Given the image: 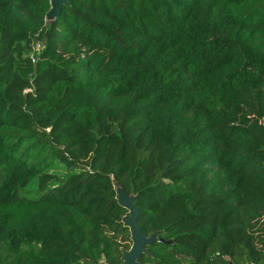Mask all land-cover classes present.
I'll list each match as a JSON object with an SVG mask.
<instances>
[{
  "label": "trees",
  "instance_id": "16d2710c",
  "mask_svg": "<svg viewBox=\"0 0 264 264\" xmlns=\"http://www.w3.org/2000/svg\"><path fill=\"white\" fill-rule=\"evenodd\" d=\"M0 0V264H264V0ZM39 42L41 47H39Z\"/></svg>",
  "mask_w": 264,
  "mask_h": 264
},
{
  "label": "water",
  "instance_id": "95a60500",
  "mask_svg": "<svg viewBox=\"0 0 264 264\" xmlns=\"http://www.w3.org/2000/svg\"><path fill=\"white\" fill-rule=\"evenodd\" d=\"M67 0H51V8L48 10L46 14L47 20H53L58 17L62 11L63 3H66ZM115 186L118 194L121 192L124 196L121 198L118 195V198L121 203L129 207L130 214L126 218L127 224L130 226L132 230V238L134 240V244L132 248L125 252V264H141L139 261V256L147 250V245L152 244L157 240L163 241H171L170 239L159 238L156 233L147 235L145 234L141 226L138 222L139 216V208L135 204V194L134 193H126L123 187L115 181ZM130 195V196H129Z\"/></svg>",
  "mask_w": 264,
  "mask_h": 264
},
{
  "label": "rangeland",
  "instance_id": "374dc122",
  "mask_svg": "<svg viewBox=\"0 0 264 264\" xmlns=\"http://www.w3.org/2000/svg\"><path fill=\"white\" fill-rule=\"evenodd\" d=\"M39 47H41V43H40V42H39ZM118 195H119L120 198H121V196H122V197L124 196V194L121 193V192H120ZM129 196H130V195H129ZM133 244H134V240H133Z\"/></svg>",
  "mask_w": 264,
  "mask_h": 264
}]
</instances>
